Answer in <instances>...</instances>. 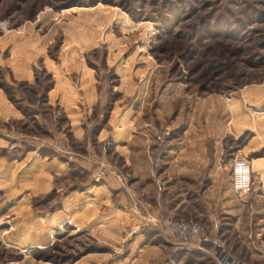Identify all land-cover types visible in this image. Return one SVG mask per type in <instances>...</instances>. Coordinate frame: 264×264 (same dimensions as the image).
I'll list each match as a JSON object with an SVG mask.
<instances>
[{"label": "rangeland", "instance_id": "1", "mask_svg": "<svg viewBox=\"0 0 264 264\" xmlns=\"http://www.w3.org/2000/svg\"><path fill=\"white\" fill-rule=\"evenodd\" d=\"M24 38L47 44L34 58L32 83L21 82L34 85L35 69L41 82L45 80L40 72L47 73L51 85L43 102H23L36 110L37 127L0 89L20 115L0 123V264H160L163 221L195 217L170 208L166 219L153 218L150 210H160L163 201L155 180L160 187L165 182L168 191L162 193L172 206L180 201L210 204L214 199L207 197L214 194L222 200L238 198L231 187L232 163H248L242 147L252 133L221 140L219 136L231 118V100L241 98L244 89L264 86V0H0V40L6 43L0 45V59H8L11 45ZM81 58L105 102L99 118L96 105L92 108L88 122H83V139L77 142L57 106L48 103L53 79L44 61L53 64L50 70L66 74ZM0 82L9 85L16 98L22 97L14 90L19 81L3 65ZM131 90L135 94L120 104L132 105V141L150 155L151 183H135L113 156L106 158L110 165L96 155V136L113 104L121 100L119 92ZM241 103L246 114L264 112V105H252L245 98ZM31 152L42 163L56 159L69 170L75 158L100 163L101 176L114 177L127 190L130 205L119 209L135 217L128 218L131 226L117 221L81 230L66 222L53 227L57 223L49 215L61 209L65 195L81 191L77 184L83 181L69 182L68 172L52 176V189L46 193L19 192L16 164ZM262 157L264 148L250 155ZM98 184L102 179L88 185ZM153 232L157 236L149 237ZM210 235L230 255L225 241ZM195 251L218 263L213 246L188 244L179 245L173 261L188 264L200 255Z\"/></svg>", "mask_w": 264, "mask_h": 264}, {"label": "crops", "instance_id": "2", "mask_svg": "<svg viewBox=\"0 0 264 264\" xmlns=\"http://www.w3.org/2000/svg\"><path fill=\"white\" fill-rule=\"evenodd\" d=\"M28 36L31 38L30 35ZM29 38H24L25 41L19 39L16 42L17 45L13 43L11 45L13 51L10 57L6 60L0 59V65L10 69L14 80L32 83L31 67L34 58L38 54L42 55L47 43ZM0 45L4 47L6 43L0 40ZM76 63L77 65H70L69 67L76 70L73 72L71 70L66 74L54 71L55 69L50 70L53 68L52 63L44 61V66L51 73L53 79V87L47 94L48 103L53 107L57 106V110L65 118L74 140L81 142L83 139V122L85 120L88 122L95 105L93 110H96L97 117V112L105 101L101 93H96L93 73L85 67L83 59L81 58ZM119 93L121 100L113 104L103 129L96 136V143L98 144L96 149L99 151H97L98 154H95L100 157L103 156L107 162L106 158L112 159L113 156L117 163H122L120 170L129 173L135 183H151L153 174L150 155L142 149L137 150L132 141L134 138L130 119L132 105L121 106L120 104L122 100L133 96L135 90L124 94ZM240 96L241 98L239 96L234 97L230 106H227L231 118L222 126V135L219 136V140L225 135L236 137L243 131L252 133V137L242 147V151L249 156L248 165L251 174V184L246 192L237 196L238 198H230V200L228 198L222 200L220 196L215 198L214 194L209 198L207 197V201L211 198L214 199L210 204L205 201H201L202 204L199 205L189 204V201H180L173 203L172 206V204H168L169 202L164 198L165 194L162 193L168 191V188L163 185L165 182L161 183L162 187L157 180L152 182H155L156 190L163 197L164 216L163 218L160 217L161 220L166 219V213L171 211L170 208L176 210L180 215H184V212L187 211L195 217L193 218L195 220H192L205 227L209 234L219 235L225 241L228 252L234 259L233 264H264V157L250 158L251 153L264 148V112L246 114L241 103L245 98L251 101L252 105L263 106L264 86L256 89H244ZM12 119H20V115L0 92V123ZM110 150L112 153L107 156V152ZM105 154L106 156H104ZM16 165L20 171L18 175L19 192L27 191L28 196L48 192L52 189V176H65L69 172L68 165L62 164L56 159L42 163L33 152L27 153L22 161ZM71 165L86 174L82 180L83 183L77 184L83 189L71 191L62 198L61 209L51 213L48 217L57 223L53 227H58L66 222L75 230H81L96 228L102 224L117 221L124 222V226L130 227L128 218L135 217L130 213L128 214L127 211L121 210L130 205L131 200L128 198L127 190L121 187L114 177L101 176L100 163L95 164L83 157L75 158ZM115 168L120 171L117 167ZM163 173H167V170H164ZM101 179L102 184L88 185L92 180L99 181ZM24 183L27 184V187L24 186ZM204 197L202 196V198ZM153 207L154 209L150 210L151 216L153 218L160 216L161 207L160 210L155 206ZM216 209L220 211L219 218L216 216ZM137 225L135 224L133 227ZM164 239L165 241L160 244V264H181L178 261H173L174 253L179 249L181 243L165 237ZM195 252L200 255L188 264H218L203 257L199 251Z\"/></svg>", "mask_w": 264, "mask_h": 264}, {"label": "built area", "instance_id": "3", "mask_svg": "<svg viewBox=\"0 0 264 264\" xmlns=\"http://www.w3.org/2000/svg\"><path fill=\"white\" fill-rule=\"evenodd\" d=\"M251 174L247 161L235 159L231 168V187L233 193L242 195L250 186ZM167 239H173L181 244H188L197 248L214 247L219 264H233L234 259L222 247L217 239L211 237L202 226L192 220L168 218L160 226ZM210 246V247H209Z\"/></svg>", "mask_w": 264, "mask_h": 264}, {"label": "trees", "instance_id": "4", "mask_svg": "<svg viewBox=\"0 0 264 264\" xmlns=\"http://www.w3.org/2000/svg\"><path fill=\"white\" fill-rule=\"evenodd\" d=\"M216 27H217V25L215 24L214 28H216ZM33 72H34V80H35L34 85H28L27 83H24L21 81L15 83L14 90L21 93V95H22L21 98H16L13 90L10 88L9 85L5 84L4 82H0V89L4 92L6 98L10 101V103L13 106H15L16 109H18L24 117L28 118V120L34 124L35 121L33 120V116L35 115L36 110H34L33 108H28V107L24 106L23 102H27L29 105H33V103H36V102H38V103L43 102L45 100V93L49 89L51 82H50V79L48 78L49 75L47 73L40 72L41 75H42V73L44 74L43 79L45 81H42V82H44V83H42L39 80L37 72L35 71V69L33 70ZM108 107H109V103L107 104L106 109ZM21 126L25 127V123L23 122L21 124ZM35 126L37 127L36 123H35ZM94 132H95V130H94ZM70 141L72 142L71 139H70ZM41 151H43V154L44 153L48 154V151L46 149H43ZM85 176H86V174L83 171H81L80 169L70 165V170H69L68 175L66 176V179L69 182H73L75 180H78V181L83 180L85 178ZM48 197H50V195L46 196L45 198H48ZM160 207H161L160 217L163 218V216H164L163 202L161 203ZM153 236H157L155 232L151 233L149 237H153Z\"/></svg>", "mask_w": 264, "mask_h": 264}]
</instances>
